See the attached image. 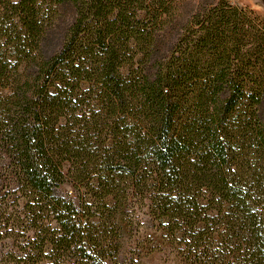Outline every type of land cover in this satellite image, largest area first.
Returning <instances> with one entry per match:
<instances>
[{
	"label": "trees",
	"instance_id": "trees-1",
	"mask_svg": "<svg viewBox=\"0 0 264 264\" xmlns=\"http://www.w3.org/2000/svg\"><path fill=\"white\" fill-rule=\"evenodd\" d=\"M179 3L0 0V264H264V23Z\"/></svg>",
	"mask_w": 264,
	"mask_h": 264
},
{
	"label": "rangeland",
	"instance_id": "rangeland-1",
	"mask_svg": "<svg viewBox=\"0 0 264 264\" xmlns=\"http://www.w3.org/2000/svg\"><path fill=\"white\" fill-rule=\"evenodd\" d=\"M230 4H237L240 7H245V9L254 17L258 18L262 23H264V0H249L245 5L235 3L233 0H226ZM180 2L179 4L184 8L182 10L197 9L199 6H214L218 0H176ZM213 4V5H211ZM6 191L5 184L0 178V196ZM60 192L64 195L75 196V189L71 183H65L60 187ZM145 264H182L179 259H176L173 256H169L165 252H156L146 256L144 258Z\"/></svg>",
	"mask_w": 264,
	"mask_h": 264
},
{
	"label": "built area",
	"instance_id": "built-area-1",
	"mask_svg": "<svg viewBox=\"0 0 264 264\" xmlns=\"http://www.w3.org/2000/svg\"><path fill=\"white\" fill-rule=\"evenodd\" d=\"M233 1L238 4L245 5L246 3H248L249 0H233Z\"/></svg>",
	"mask_w": 264,
	"mask_h": 264
}]
</instances>
